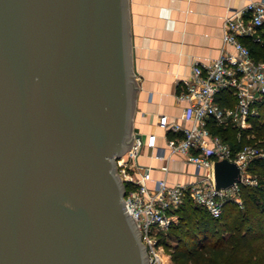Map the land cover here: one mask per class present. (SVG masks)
<instances>
[{
  "label": "water",
  "instance_id": "water-1",
  "mask_svg": "<svg viewBox=\"0 0 264 264\" xmlns=\"http://www.w3.org/2000/svg\"><path fill=\"white\" fill-rule=\"evenodd\" d=\"M134 67L129 0H0V264H148L116 167Z\"/></svg>",
  "mask_w": 264,
  "mask_h": 264
},
{
  "label": "built area",
  "instance_id": "built-area-1",
  "mask_svg": "<svg viewBox=\"0 0 264 264\" xmlns=\"http://www.w3.org/2000/svg\"><path fill=\"white\" fill-rule=\"evenodd\" d=\"M245 36L264 43V0H249L241 9L232 10L225 17L223 41L232 44L236 52L222 51L207 65H193L183 89L177 94L179 99L188 101L182 117L191 124L185 125L167 114L158 118L169 147L167 155L161 148L155 153L156 157L165 159L160 169L166 174L170 170L169 157L177 153L194 165L193 180L170 182L166 175L154 177L155 167L140 163L143 149L156 147V133L143 136L132 129L129 147L116 157L117 174L125 189V209L140 231L148 264H165L159 233L171 227L175 220L174 210L186 197L220 217L226 200L242 204L243 184H257L248 165L253 159L264 157L263 147L247 143L233 151L210 127V121H214L216 124L233 122L239 130L248 128L249 116L257 112L255 103L264 96V60L253 57L242 40ZM225 93L228 104L220 101ZM170 132L174 136H170ZM225 157L239 165L241 177L228 187L217 188L214 164Z\"/></svg>",
  "mask_w": 264,
  "mask_h": 264
},
{
  "label": "crops",
  "instance_id": "crops-1",
  "mask_svg": "<svg viewBox=\"0 0 264 264\" xmlns=\"http://www.w3.org/2000/svg\"><path fill=\"white\" fill-rule=\"evenodd\" d=\"M249 0H129L131 39L134 53L135 106L133 129L146 136L156 133V147H145L139 156L141 164L154 166L153 176L166 175L170 182L194 179L193 164L180 154H172L165 174L160 166L165 159L156 151L169 147L165 130L158 124L161 114L182 117L186 99L177 94L189 78L195 64L207 65L222 51L236 52L223 41L224 20L232 11L241 9Z\"/></svg>",
  "mask_w": 264,
  "mask_h": 264
},
{
  "label": "trees",
  "instance_id": "trees-1",
  "mask_svg": "<svg viewBox=\"0 0 264 264\" xmlns=\"http://www.w3.org/2000/svg\"><path fill=\"white\" fill-rule=\"evenodd\" d=\"M242 40L255 59L264 60V43L249 36ZM220 99L223 104L229 103L226 93ZM255 106L257 112L249 116L250 126L246 129L239 130L233 122L210 121L212 131L228 142L233 151L247 143L264 149V96ZM248 170L259 176V181L241 186L242 206L228 199L222 215L215 217L206 207L186 197L174 210L173 224L166 232L161 231L158 238L170 251L168 258L174 264H264V157L253 159Z\"/></svg>",
  "mask_w": 264,
  "mask_h": 264
},
{
  "label": "rangeland",
  "instance_id": "rangeland-1",
  "mask_svg": "<svg viewBox=\"0 0 264 264\" xmlns=\"http://www.w3.org/2000/svg\"><path fill=\"white\" fill-rule=\"evenodd\" d=\"M250 172V171H249ZM251 174H253L252 172H250ZM255 177H256V179H257V183H258V181H259V176H257L256 174H253ZM251 185V184H250ZM240 205V204H239ZM240 206H242V204L240 205ZM167 238V240H169V242H171V243H174V241L173 240H171L170 238H168V237H166ZM159 244H160V246H161V251H162V257H163V259H164V261H165V264H174V262H172L168 257H169V250L166 248V246L164 245V243H162V242H160L159 241Z\"/></svg>",
  "mask_w": 264,
  "mask_h": 264
}]
</instances>
